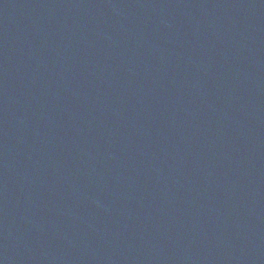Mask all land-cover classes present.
Instances as JSON below:
<instances>
[{"label": "water", "instance_id": "95a60500", "mask_svg": "<svg viewBox=\"0 0 264 264\" xmlns=\"http://www.w3.org/2000/svg\"><path fill=\"white\" fill-rule=\"evenodd\" d=\"M0 264H264V0H0Z\"/></svg>", "mask_w": 264, "mask_h": 264}]
</instances>
